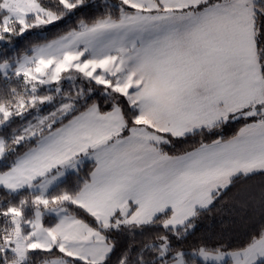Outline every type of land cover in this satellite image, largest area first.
Returning a JSON list of instances; mask_svg holds the SVG:
<instances>
[{"label":"snow or ice","instance_id":"obj_1","mask_svg":"<svg viewBox=\"0 0 264 264\" xmlns=\"http://www.w3.org/2000/svg\"><path fill=\"white\" fill-rule=\"evenodd\" d=\"M0 264H264V0H0Z\"/></svg>","mask_w":264,"mask_h":264},{"label":"trees","instance_id":"obj_2","mask_svg":"<svg viewBox=\"0 0 264 264\" xmlns=\"http://www.w3.org/2000/svg\"><path fill=\"white\" fill-rule=\"evenodd\" d=\"M215 226H216L217 230H220L221 228H224L225 230H231V227H232L231 224L227 221H225L224 224H220L219 222H217ZM233 242L237 243L238 241L234 240Z\"/></svg>","mask_w":264,"mask_h":264}]
</instances>
